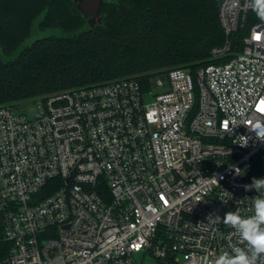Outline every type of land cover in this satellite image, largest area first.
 <instances>
[{"label": "built area", "instance_id": "obj_1", "mask_svg": "<svg viewBox=\"0 0 264 264\" xmlns=\"http://www.w3.org/2000/svg\"><path fill=\"white\" fill-rule=\"evenodd\" d=\"M248 5L221 1L214 57L249 26L227 62L43 96L33 119L0 107V264H215L246 247L207 218L251 215L237 203L264 178L248 129L264 125V22Z\"/></svg>", "mask_w": 264, "mask_h": 264}, {"label": "trees", "instance_id": "obj_2", "mask_svg": "<svg viewBox=\"0 0 264 264\" xmlns=\"http://www.w3.org/2000/svg\"><path fill=\"white\" fill-rule=\"evenodd\" d=\"M221 1H105L102 23L81 31L90 16L78 11V0H0L3 56L10 58L36 23L67 34L35 40L12 60L0 54V107L126 78L149 87L169 67L196 74L227 62L242 52L249 26L233 34L228 56L214 57L226 42Z\"/></svg>", "mask_w": 264, "mask_h": 264}, {"label": "clouds", "instance_id": "obj_3", "mask_svg": "<svg viewBox=\"0 0 264 264\" xmlns=\"http://www.w3.org/2000/svg\"><path fill=\"white\" fill-rule=\"evenodd\" d=\"M248 6L257 18L264 22V0H249ZM233 128L228 131L231 132ZM248 129L250 132H255L258 140L264 141V125L258 122ZM239 137L243 142L238 144L241 147L247 146L248 136L240 135ZM235 173L238 176L243 175L240 168H235ZM244 189L245 191L254 189L258 193L253 197L242 198L237 203L250 202L251 215L243 216L241 215V209L236 208L235 211L226 212L222 218L216 214H210L207 218L209 225H219L222 222L233 229L246 245V247H233L231 254L228 252L223 253L215 261V264H264V178L253 177L250 184L244 185Z\"/></svg>", "mask_w": 264, "mask_h": 264}, {"label": "rangeland", "instance_id": "obj_4", "mask_svg": "<svg viewBox=\"0 0 264 264\" xmlns=\"http://www.w3.org/2000/svg\"><path fill=\"white\" fill-rule=\"evenodd\" d=\"M104 1H114V0H104ZM90 28H91V25L89 24V20H88L87 24L84 25V27L81 29V31H86V30H89ZM63 36H67V34L65 32H63L62 30H60V29H51V28L40 29L38 27L37 23H36V25H35V27H34V29L32 31V35L18 48V50H16L13 53V55L10 58L9 57H6V56H3L2 51H1V48H0V54L2 55V57L4 58V60H6V61L12 60V59H15L16 57H18V55L20 54V52L25 47L30 46L35 40L43 39V38H47V37H63ZM174 68L175 67H172V68L169 67V68H166L165 70H161L159 73L156 72V74H154L151 77L150 83H153L154 80L157 77H162V78L166 77V75L168 74V72L171 71ZM39 98L40 97L35 98L33 100L16 103V104H14V106L17 107L20 111L25 112L30 119H33V118H35V116H36V114L38 112V107L35 106L32 103L33 102H36ZM137 259L139 261H142L141 255L138 256ZM148 264H152V263L149 262Z\"/></svg>", "mask_w": 264, "mask_h": 264}, {"label": "water", "instance_id": "obj_5", "mask_svg": "<svg viewBox=\"0 0 264 264\" xmlns=\"http://www.w3.org/2000/svg\"><path fill=\"white\" fill-rule=\"evenodd\" d=\"M104 0H78L77 9L82 15H88L91 28H95L102 23V9Z\"/></svg>", "mask_w": 264, "mask_h": 264}]
</instances>
